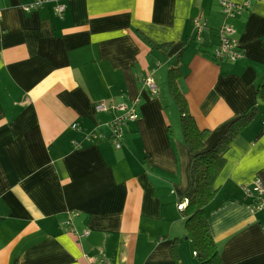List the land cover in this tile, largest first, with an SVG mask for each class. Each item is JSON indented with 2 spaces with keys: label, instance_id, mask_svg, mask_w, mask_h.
Wrapping results in <instances>:
<instances>
[{
  "label": "crops",
  "instance_id": "0c3cea01",
  "mask_svg": "<svg viewBox=\"0 0 264 264\" xmlns=\"http://www.w3.org/2000/svg\"><path fill=\"white\" fill-rule=\"evenodd\" d=\"M34 1L0 0V264H197L170 64L207 148L258 108L208 217L224 264H264V0H232L249 5L227 19L220 0H63V15L55 3L26 10ZM225 22L244 52L234 61L212 58Z\"/></svg>",
  "mask_w": 264,
  "mask_h": 264
},
{
  "label": "trees",
  "instance_id": "16d2710c",
  "mask_svg": "<svg viewBox=\"0 0 264 264\" xmlns=\"http://www.w3.org/2000/svg\"><path fill=\"white\" fill-rule=\"evenodd\" d=\"M169 46L170 44L155 45L154 49L165 53L169 50ZM202 49L203 52H207ZM160 58L164 59L163 56ZM212 58L220 60L214 52ZM180 75L181 69L178 66L170 68L169 84L180 107L185 142L193 154L192 183L185 198L187 203L183 208L186 228L195 244L197 264H224L221 251L211 233L208 209L218 192L216 182L226 163V153L232 142L251 125L258 108L255 107L245 114L234 117L215 145L207 148L205 143L210 130L201 128L191 113L188 100L178 84ZM258 93L264 99V84L260 85Z\"/></svg>",
  "mask_w": 264,
  "mask_h": 264
},
{
  "label": "built area",
  "instance_id": "2783aa9c",
  "mask_svg": "<svg viewBox=\"0 0 264 264\" xmlns=\"http://www.w3.org/2000/svg\"><path fill=\"white\" fill-rule=\"evenodd\" d=\"M49 3H55V10L58 14L63 15L65 13L66 5L63 0H35L33 3L25 6V9L28 11H36ZM220 5L222 7L223 15L225 19H227L229 17H234L237 13L241 11L242 8L247 7L249 3L246 2L243 5H239L238 3L232 0H220ZM195 27V29L198 31V35L201 36L204 24L200 20H195ZM232 31L233 28L229 24H227V22H225V24L219 30L220 41L214 49V55L220 60L234 61L243 57L244 55V52L240 48V45L235 40H231L228 37V34H230ZM198 40L202 41V36ZM147 83L150 86L152 92L155 93L159 91V88L157 87V84L155 83L153 77H150ZM108 109V105H106L105 102H99L95 105V110L97 112L108 111ZM136 117V114H134L133 112H129L127 115L118 119L115 122V133L113 141L116 144L117 148L121 147V140L124 136L123 125L130 120H135ZM74 127H77V125H74ZM254 191L260 196L264 193V189L260 183L256 184V186L254 187ZM180 207L184 208V205L182 204ZM257 208H264V200L258 202ZM90 264L97 263L91 261Z\"/></svg>",
  "mask_w": 264,
  "mask_h": 264
},
{
  "label": "rangeland",
  "instance_id": "374dc122",
  "mask_svg": "<svg viewBox=\"0 0 264 264\" xmlns=\"http://www.w3.org/2000/svg\"><path fill=\"white\" fill-rule=\"evenodd\" d=\"M174 65H175V64H170L165 70L167 71L168 68L173 67ZM260 115H262V113H261Z\"/></svg>",
  "mask_w": 264,
  "mask_h": 264
}]
</instances>
